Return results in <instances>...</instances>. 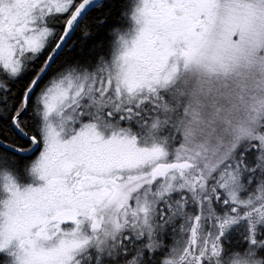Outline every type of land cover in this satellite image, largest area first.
Wrapping results in <instances>:
<instances>
[{"label":"snow or ice","instance_id":"snow-or-ice-1","mask_svg":"<svg viewBox=\"0 0 264 264\" xmlns=\"http://www.w3.org/2000/svg\"><path fill=\"white\" fill-rule=\"evenodd\" d=\"M0 264H264V0H0Z\"/></svg>","mask_w":264,"mask_h":264}]
</instances>
